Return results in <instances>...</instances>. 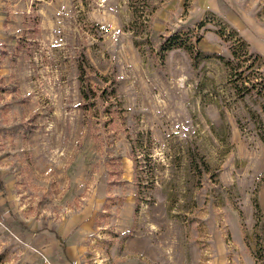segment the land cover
<instances>
[{
  "label": "rangeland",
  "instance_id": "obj_1",
  "mask_svg": "<svg viewBox=\"0 0 264 264\" xmlns=\"http://www.w3.org/2000/svg\"><path fill=\"white\" fill-rule=\"evenodd\" d=\"M217 3L0 0V264H264V0Z\"/></svg>",
  "mask_w": 264,
  "mask_h": 264
},
{
  "label": "crops",
  "instance_id": "obj_2",
  "mask_svg": "<svg viewBox=\"0 0 264 264\" xmlns=\"http://www.w3.org/2000/svg\"><path fill=\"white\" fill-rule=\"evenodd\" d=\"M208 3L210 4L211 8H213V10H214L215 7L219 9V5L217 3V0H208ZM258 28H261V27H258ZM240 31H241V34L246 39H248V40L250 39V36L248 35V32L243 27L240 29ZM261 32H264V29H261ZM260 42L261 43H256L257 46H258L257 48L262 54H264V41H260Z\"/></svg>",
  "mask_w": 264,
  "mask_h": 264
},
{
  "label": "trees",
  "instance_id": "obj_3",
  "mask_svg": "<svg viewBox=\"0 0 264 264\" xmlns=\"http://www.w3.org/2000/svg\"><path fill=\"white\" fill-rule=\"evenodd\" d=\"M199 39H200V37H196V38H195V41L198 42ZM83 95L85 96V94H83ZM260 247H262V245H260V243H258V244H257V250L255 251V254H256L255 256H256L257 259H259V258H260V259L264 258V257H262V255H261L260 252H259V251H260V250H259Z\"/></svg>",
  "mask_w": 264,
  "mask_h": 264
}]
</instances>
